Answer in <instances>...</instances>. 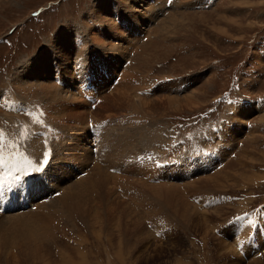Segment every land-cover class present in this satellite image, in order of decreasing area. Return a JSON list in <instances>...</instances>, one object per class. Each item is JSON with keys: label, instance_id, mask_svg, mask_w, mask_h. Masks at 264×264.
<instances>
[{"label": "rangeland", "instance_id": "1", "mask_svg": "<svg viewBox=\"0 0 264 264\" xmlns=\"http://www.w3.org/2000/svg\"><path fill=\"white\" fill-rule=\"evenodd\" d=\"M73 28L68 59L52 54L50 61L48 81L66 96L61 107H53L34 77L19 80L18 74L39 54L51 52L57 35ZM109 47L116 55L106 54ZM87 75L102 99L92 109L76 92ZM232 80L238 85L232 96L244 100L228 101L217 118L204 114L223 100ZM5 90L9 94L0 101V124H8L10 134L5 139L20 142L13 134L22 130L24 137L29 129L23 121L34 117L7 111L10 93L30 108L43 107L53 128L46 130L52 156L30 197L47 205L58 194L44 199L47 195L64 190L82 171L88 179L99 166L111 190L103 187L102 193L109 194L114 209H98L103 223H83L75 212V218H61L50 228L48 220V230L36 220L38 205L2 213L0 264H264V240L260 249L238 251L249 237H258L255 224L264 231V0H0V93ZM169 95L178 100H166ZM20 117L25 127L18 130L9 121ZM90 119L105 122L97 123L96 134L89 133ZM91 138L101 143L97 158L87 147ZM155 143L181 147L170 149L180 152L173 161L178 163L164 169L149 164L144 176L140 170L147 164L124 163L127 154L142 160V150H154ZM41 148V138L32 135L29 153L37 155ZM184 153L201 155L192 159ZM219 160L215 171L207 169ZM19 183L7 181L15 188ZM159 188L175 193L174 205ZM4 190L0 179V193ZM101 197L100 187L84 194L83 213L88 199L94 203Z\"/></svg>", "mask_w": 264, "mask_h": 264}, {"label": "bare ground", "instance_id": "2", "mask_svg": "<svg viewBox=\"0 0 264 264\" xmlns=\"http://www.w3.org/2000/svg\"><path fill=\"white\" fill-rule=\"evenodd\" d=\"M131 1V0H130ZM110 2V1H109ZM97 4H99L98 2H97ZM120 6V5H119ZM118 7V6H117ZM136 6H131V11H133V12H135V11H137L138 10V8H135ZM152 9V8H151ZM102 10V6L100 7V10L98 9V13L100 12ZM103 12H104V10H103ZM129 13V12H128ZM154 13H156V12H154ZM153 14V13H152ZM96 15V14H95ZM99 15V14H98ZM103 15V14H102ZM156 15V14H155ZM96 18V17H95ZM104 20H107L108 18L106 17V16H103L102 17ZM127 18V17H126ZM134 18H136V17H134ZM123 19V18H122ZM107 22H108V20H107ZM133 27H134V23H133V21H132V23H130ZM109 26H112V27H114V26H116L113 22H111V24H109ZM74 29L75 28H73V29H71L70 30V33H69V30H67V31H64L63 32V34H61V35H57L56 37H58V38H55V40H54V42H56V47L55 48H52L53 50L50 52V51H46V52H43L42 54H39V56L35 59V61L33 62V63H31L30 65H28L27 67L26 66H24L23 65V71H24V73L23 74H18V78H19V80H20V77H21V79H25V80H31V79H33V77L35 78V83H37L38 85L37 86H40L41 88V90H42V94H43V97H44V99L47 101V103L49 104V102L50 103H52V102H54V103H52V104H49V105H52L53 107H54V104L56 105H59L60 106V104H62V103H60V100H63L64 98L66 99V96L64 95V96H62V94L59 92V90L58 89H56L55 87H54V85H52V83H50L51 81L49 80L48 81V79H49V77H50V73H51V71H52V67H51V65H50V61L52 60V54H54L55 56H57V57H59L60 59H61V57H63L64 55H65V60H67L68 59V50H69V45H68V39L70 38V37H72L73 36V34H75L74 33ZM77 30V29H76ZM102 32L103 33H108V31L106 30V29H104L103 28V30H102ZM101 32V33H102ZM114 33H116L115 31H114ZM116 37V36H115ZM101 42H103V41H101ZM94 43V42H93ZM100 45H102V44H100ZM62 47V48H61ZM107 47V46H106ZM113 47V46H112ZM112 47L110 48H104V50L106 51V54L107 55H112V56H114V55H116V53H117V51H115V49H112ZM111 49V50H110ZM113 50V51H112ZM119 50V49H118ZM80 53V52H79ZM57 54V55H56ZM85 57V56H84ZM62 60V59H61ZM63 65V64H62ZM72 66V65H71ZM33 67V68H32ZM25 68V69H24ZM65 74H66V72H64ZM132 73V72H131ZM133 74V73H132ZM71 75V74H70ZM133 75H135V73L133 74ZM32 77V78H31ZM38 77H42V79L43 80H37L38 79ZM31 78V79H30ZM40 79V78H39ZM23 80H22V82H23ZM37 81V82H36ZM46 81H48V82H46ZM21 82V81H20ZM69 92V91H68ZM64 93V92H63ZM49 94V95H48ZM71 94V93H70ZM119 94V93H118ZM123 94V93H122ZM121 94V95H122ZM72 95V94H71ZM73 95H75V94H73ZM124 95V94H123ZM74 97H76V96H74ZM121 98H122V96H121ZM64 99V100H65ZM45 100H44V102H45ZM166 100H168V101H170V102H173V101H176V100H178V97H174V96H167V98H166ZM64 102V101H63ZM66 104V103H65ZM68 104H69V102H68ZM31 105V104H30ZM45 105H46V103H45ZM56 105V106H57ZM47 106V105H46ZM30 107V106H29ZM50 107V106H49ZM61 107V106H60ZM57 108V107H56ZM59 108V107H58ZM49 109H52V107L51 108H49ZM48 109V110H49ZM62 109V108H61ZM64 109V108H63ZM62 109V110H63ZM57 110V109H56ZM52 112H53V109H52ZM58 112V111H57ZM60 114L62 113V112H59ZM55 116H57V115H55ZM50 116H48V118H49ZM52 118V117H51ZM33 141V140H32ZM35 141V140H34ZM50 142H51V140H50ZM126 142H127V140H126ZM31 143V142H30ZM66 145V144H65ZM30 146H31V144H30ZM53 146H55L56 147V145H53ZM59 146V145H58ZM67 146V145H66ZM54 147V148H55ZM108 147V146H107ZM109 148V147H108ZM75 149V148H74ZM117 150V149H116ZM56 152H58V151H56ZM137 153V152H136ZM55 154V153H54ZM88 157V156H87ZM91 158H92V156H91ZM117 160H118V158H117ZM83 161H84V159H83ZM87 161V160H86ZM113 161V160H112ZM111 161V162H112ZM105 162V161H104ZM116 162V161H115ZM106 163H108V162H106ZM110 163V162H109ZM84 164V163H83ZM89 164H91V162L89 163ZM112 164V163H111ZM95 164H93V166H94ZM117 165V164H116ZM107 166H108V164H107ZM106 166V167H107ZM113 166V165H112ZM91 167H92V165H91ZM105 167V166H104ZM90 173H94L93 175H88V179H87V177H86V179L88 180V182L86 181V179H83L82 178V176H81V178H79V177H77L78 179H76L73 183H70L69 185H67V186H65L64 185V190H62V189H60V190H62V191H59L60 193H58V196H56L57 198H55L54 197V201L52 200L51 202L50 201H47V202H50L49 204H47V205H45V204H37L38 206V210L36 211V220H39L40 222H42L43 224H45V227L47 228V229H45V230H48V227L50 228V226H55L54 225V222H57L58 223V221H60L61 220V218L63 219H73V218H75L76 216L74 215L75 214V212H76V214H79L80 215V217H81V219L82 220H80L81 222H87V223H89V220H90V222H96V223H98V222H101V223H103V219L104 218H102V217H100V212H99V210L98 209H100L101 211L103 210H105L106 209V211L105 212H107V210H110L111 211V209L113 208L112 206H111V202H110V196H109V194L108 195H106V194H103L102 193V190H104L103 189V187H105V189L107 190V191H111L109 188H107L106 186H105V182H106V180H105V178H103L102 177V175H103V172H102V170H101V168H99V166H97V167H95L94 166V168H92L91 169V171H90ZM107 173V172H106ZM166 181V180H165ZM195 181V180H194ZM203 181H205V180H203ZM211 183H213V182H211ZM162 184H163V182H162ZM167 184V183H166ZM206 186V185H205ZM61 187V186H60ZM97 187H100L101 188V198H100V200H94V199H92L91 201H95L94 203H90V201H88L89 199H90V197H89V199L87 200V202H88V206H86V204H85V206L87 207V211H88V214H87V211L85 212V213H83L86 209L85 208H83L84 207V203H86L85 201H84V203L83 202H81L80 200H81V198H82V196L84 197V194L86 195V194H89V195H92V193H93V191H95L96 189H97ZM206 189H209L208 187L206 188ZM213 189V188H212ZM158 190H160V191H162V193H160L159 191V194H162V198H165L166 199V202L167 203H169V204H173L172 202H174V199L172 198V196L175 194L174 192H172L170 189H158ZM209 190H211V189H209ZM156 191V190H155ZM103 194V195H102ZM159 194H157V196L158 197H160V195ZM94 195V194H93ZM176 196V195H175ZM185 197V196H184ZM112 199V198H111ZM50 200V199H49ZM183 200H184V198H183ZM82 201H83V199H82ZM185 201V200H184ZM41 203H44L45 202V200H42V201H40ZM97 202V203H96ZM174 204H175V202H174ZM173 204V205H174ZM83 205V206H82ZM37 209V208H36ZM114 209V208H113ZM113 209H112V211H113ZM188 210H189V208H188ZM93 211H95V215L94 214H92V212ZM215 211V210H214ZM188 212V211H187ZM111 213V212H110ZM212 213V212H211ZM28 215V214H27ZM113 215V214H112ZM85 218H84V217ZM197 216V215H196ZM199 216V215H198ZM261 216V215H260ZM17 217V216H16ZM14 218H15V216H14ZM23 218V217H22ZM102 218V219H101ZM198 218V217H197ZM26 220L27 219V217L26 218H23V220ZM109 219V218H108ZM196 219V218H195ZM48 220H50L51 221V224H50V221H49V226L47 225V221ZM106 220V219H105ZM1 221V220H0ZM19 221V220H18ZM34 221V220H33ZM98 221V222H97ZM16 222V221H15ZM29 222H32V221H29ZM19 223V222H18ZM33 223V222H32ZM37 223V222H36ZM196 223V222H195ZM14 224H16V223H14ZM21 225V224H20ZM94 225V224H93ZM199 225H200V223H199ZM22 226V225H21ZM48 226V227H47ZM196 226H198V224L196 225ZM201 226V225H200ZM27 227V226H26ZM128 228V227H127ZM20 229V228H19ZM24 229V231H25V228H23ZM12 230V229H11ZM15 230V229H14ZM44 230V229H43ZM42 230V231H43ZM44 230V231H45ZM13 231V230H12ZM12 231H10L11 232V234H13L12 233ZM15 231H17V230H15ZM38 232V231H37ZM32 233V232H31ZM39 233V232H38ZM22 234H25V233H22ZM42 234V233H41ZM21 236V235H20ZM34 236V235H33ZM21 237H23V235L21 236ZM30 237V236H29ZM14 239H15V237H14ZM4 241V240H3ZM5 242H7V241H5ZM14 242V241H13ZM23 244V243H22ZM24 245V244H23ZM28 246V245H27ZM228 246V245H227ZM2 247H4V246H2ZM226 247V246H225ZM24 248V247H23ZM7 249V248H6ZM28 249V248H27ZM4 251V250H3ZM71 263H73V262H71ZM79 263V262H78Z\"/></svg>", "mask_w": 264, "mask_h": 264}, {"label": "snow or ice", "instance_id": "3", "mask_svg": "<svg viewBox=\"0 0 264 264\" xmlns=\"http://www.w3.org/2000/svg\"><path fill=\"white\" fill-rule=\"evenodd\" d=\"M50 155H51L50 152L44 153L45 159L43 161H41V164L43 165V167H41V165H37V169L34 172H40L47 166L49 159H50ZM25 171H27V170H25ZM29 174H31V173H29Z\"/></svg>", "mask_w": 264, "mask_h": 264}, {"label": "crops", "instance_id": "4", "mask_svg": "<svg viewBox=\"0 0 264 264\" xmlns=\"http://www.w3.org/2000/svg\"><path fill=\"white\" fill-rule=\"evenodd\" d=\"M260 54H261V53H260ZM262 54H263V53H262ZM262 54H261V55H262Z\"/></svg>", "mask_w": 264, "mask_h": 264}]
</instances>
